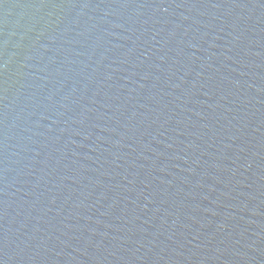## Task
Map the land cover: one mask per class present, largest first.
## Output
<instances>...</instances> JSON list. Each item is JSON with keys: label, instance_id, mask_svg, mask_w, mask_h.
<instances>
[{"label": "water", "instance_id": "95a60500", "mask_svg": "<svg viewBox=\"0 0 264 264\" xmlns=\"http://www.w3.org/2000/svg\"><path fill=\"white\" fill-rule=\"evenodd\" d=\"M0 264H264V0H0Z\"/></svg>", "mask_w": 264, "mask_h": 264}]
</instances>
